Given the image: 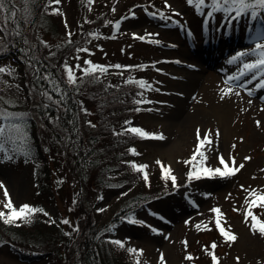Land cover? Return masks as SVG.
Segmentation results:
<instances>
[{
	"label": "rangeland",
	"instance_id": "rangeland-1",
	"mask_svg": "<svg viewBox=\"0 0 264 264\" xmlns=\"http://www.w3.org/2000/svg\"><path fill=\"white\" fill-rule=\"evenodd\" d=\"M97 2L105 6V0H94L92 4L83 0L82 8L78 6L79 0L73 4H69V0H61L59 5L51 6L47 2L44 13L47 12L54 18L52 20H64L67 25L69 21L87 24L96 16L97 9L93 6ZM161 2L165 4V0ZM167 3L171 7L163 12L171 17L168 21L160 19L159 15H149L148 13L159 11H145L142 0L139 6L131 8L122 18H115V11L112 10L103 32L107 37L116 34L127 36L130 46L109 44L106 37L103 40V50L97 52L99 58L95 54L91 55L96 65L110 70L130 68L146 62L151 65L148 74L141 76V81L151 85V89L144 88L143 100L151 103H141L144 108L135 116V122L137 128L150 134H162L165 139L138 136L140 139L134 144L135 153L138 154L133 153L130 160L137 162V166L148 165L145 169L147 173L157 168L162 174L161 166L156 161L169 166L171 174L177 178V187L172 184L173 188L167 194L140 204L132 202L130 207L124 208L122 216L127 217L126 220L143 223L123 221L119 215L121 206L130 200L133 192L142 184L147 187L148 182L143 179V183L138 182L118 194L112 189L104 188L98 191L97 201L92 197L85 198L79 192V180L73 168L63 167L57 145L53 151L56 152L57 159L55 170L61 172L58 179L61 186L54 194L53 202L42 205L33 200L32 163L28 159L16 158L17 151L12 152V160L0 158V183L7 189L17 210L24 204H31L54 217L62 220L63 217L66 218L70 224L74 223L75 215L81 210L83 219L78 222L79 226L89 222L108 225L107 234L113 241L120 240L125 247L137 250V253L132 254L140 257L139 264H159L161 253L166 264H213V251L219 264H237V257L239 264H264V237L258 230L256 234L250 230L251 217L245 223V215L249 210L264 223V208L258 207L261 203L259 196L264 195V171H261L264 169V89L255 88L260 78L247 84L250 75L240 81L226 83L229 76L238 74L242 63L254 62L259 58L252 52L257 43L264 44V25H252L250 16H246L241 19V25L237 24L241 30L238 37L233 36L241 38V43L235 44L231 37L226 42V37L220 39V30L215 29V25L223 18L222 13L214 14L216 19L206 37L204 24L205 20H209L206 16L208 9L204 10L205 15H201L186 0H167ZM14 5L13 2L8 7ZM53 8H58L59 12L53 14ZM176 12L181 15L175 16ZM117 22L120 24L118 30L114 27ZM60 27L62 28L61 25ZM249 27H252L251 32H247ZM55 36L49 35L40 23L30 24L27 20V39L31 45H35L32 49L35 55L38 42H46L42 46L47 43L50 45L58 40V34ZM143 46L144 49H136ZM240 52L247 55L241 61L229 64V60ZM31 54L27 55V61ZM115 65L122 67L116 68ZM220 68H223L221 72L223 70L224 77L218 73ZM191 80L195 85L189 87ZM229 88H232V92L221 99V89L228 91ZM249 90L253 92L251 96L248 95ZM236 92L240 94L236 95ZM194 114L206 117L196 121L193 119ZM256 121H260L259 127ZM197 128L201 130V137L208 129L213 132L218 129L220 132L218 139L213 137V150L207 153L209 159L205 166L220 167L223 170L224 166L217 159L219 154H223L230 167V156L235 157L236 166L243 163L245 167L226 178L201 174L200 179L189 180V171L198 169L184 161L191 158L198 145ZM233 144L236 145L234 149ZM2 156L0 153V157ZM245 157L251 159L245 161ZM199 159L197 156V160ZM130 165L132 168L133 164ZM167 180L172 183L170 178ZM244 189H255L258 195L250 197ZM246 197L250 202L255 201V204L251 207L245 204ZM6 202L4 188H0V212L5 213L4 217H0L3 221L11 214V210L4 207ZM215 208H219L223 214L220 217L222 226L226 230L230 228V234L237 236L235 242H225V238L217 230V214L211 211ZM234 208L238 211H234ZM196 225L200 227L197 228ZM216 233L218 237L215 239ZM213 242L217 245L215 250L211 248ZM189 254L193 257L192 260L185 259ZM42 258L18 260L9 249L0 248V264H45L46 258Z\"/></svg>",
	"mask_w": 264,
	"mask_h": 264
},
{
	"label": "trees",
	"instance_id": "trees-1",
	"mask_svg": "<svg viewBox=\"0 0 264 264\" xmlns=\"http://www.w3.org/2000/svg\"><path fill=\"white\" fill-rule=\"evenodd\" d=\"M75 1L69 0V4ZM140 1L105 0V6L97 2L93 6L97 9L96 16L87 24L69 21L67 28L64 20H52L54 18L44 13L48 0H29L27 5L24 0H14L15 5L10 7L13 10L18 8L21 21L40 23L49 35L58 34V40L50 45L37 43L36 57L39 63L32 61V64L40 68L41 76L50 73L51 79L60 82V87L68 93L64 102L68 111H57L55 105L45 108L44 104L49 102L39 92L49 90V83L37 79L33 67L27 61V55L31 52L26 55L23 51L28 49L23 38H17L14 43L11 40L0 41L1 67L8 66L15 70L11 75L0 73V110L16 114L10 120H0V124H21L25 134L23 143L19 140L16 143L7 142L5 147L11 154V150L16 149V158L28 159L32 163L35 202L42 205L53 202L54 194L60 190V171L55 170L57 159L53 151L56 145L59 146L63 167L73 168L79 180V192L85 198L92 197L97 201L99 190L112 189L118 194L138 182H144L141 172L135 171L133 167L132 171L130 165L137 163L130 160L133 156L131 150H136L134 144L140 138L125 129L137 126L135 116L143 111L144 106L135 101L145 98L139 95L144 93L139 83L141 76L148 74L151 65L144 59L146 63L120 70L107 68V72L97 71L91 76L84 75L76 67H90L84 64L85 60L95 63L91 54L99 58L97 52L103 50V40L107 37L103 31L112 9L115 8V18H122L131 8L139 6ZM142 2L147 11L166 9L161 0ZM82 3L83 0H79L78 6L81 8ZM21 30L27 38V22L22 23ZM69 32L70 37L67 34ZM126 37L116 34L107 38L109 44L127 47L130 42ZM84 48L89 51H79ZM64 64L72 67L77 77H82L75 86L66 83ZM53 95L56 96L55 93ZM57 116L60 117L58 125L55 121ZM88 121L95 127L89 126ZM146 186L142 184L133 192L130 200L121 206V217L124 208L130 207L132 202L140 204L153 200L173 188L172 183L162 178L157 168L148 173ZM82 215L80 210L73 224L62 223L66 219L64 217L62 220L43 213L33 214L30 223L15 220L9 224L0 218V248L9 249L18 260H41L45 257V264H136L137 260L140 263V257L128 252L127 247L121 248L112 243L113 239L107 234L108 225L89 222L84 225L80 223L79 226ZM74 227H78L79 231H73ZM217 237L216 233L215 239Z\"/></svg>",
	"mask_w": 264,
	"mask_h": 264
},
{
	"label": "snow or ice",
	"instance_id": "snow-or-ice-1",
	"mask_svg": "<svg viewBox=\"0 0 264 264\" xmlns=\"http://www.w3.org/2000/svg\"><path fill=\"white\" fill-rule=\"evenodd\" d=\"M14 0H0V41L4 40H11L13 43L17 38H23V43L25 45H29L28 49H25V54L27 55L28 53H32L31 56L29 57V63L33 67L34 72L36 73V77L38 80H47L49 83V90H41L39 94L42 96V98L49 103H45L44 107L49 108L52 105H55L56 110L60 111H68L64 106L65 102V97L68 95L66 91H64L60 87V82L56 81L55 79H51V74H47L44 76L40 75V68L36 66V64H32V61H37L39 63L38 58L36 57L35 53L32 52V49L35 48V45H31L29 40L23 36V32L21 30L22 28V23H25L27 21H21L18 18V10H13L8 7L10 3H13ZM61 0H48L49 6L55 4L59 5ZM94 0H88L89 4H92ZM29 3V0H24V4L27 5ZM186 3L190 6H194L195 10L200 13L201 15H205V9H208L206 12V16L209 18H212L214 14L216 13H222L223 18L229 21L231 24L232 21H238L241 19L243 16H250L252 19H257L261 16H264V0H186ZM165 7L170 8L171 6L167 3V0H165ZM115 11V8L112 9ZM147 11V9H145ZM7 12V15H3V13ZM59 12L58 8H53L52 13L55 14ZM149 15H152L155 17L156 15H159V18L162 20H171L170 16H167L163 11L157 12H151L148 13ZM134 15V13H132ZM175 16H180L181 13L176 12L174 13ZM111 23V22H109ZM12 25L10 28L9 26ZM65 27L67 28V23H65ZM114 27L118 30L120 27L119 22H117ZM68 36H71V33H67ZM89 35H93L90 33ZM151 35V34H149ZM138 39H145V37H136ZM156 43H159V41H155ZM46 44V42H43ZM79 51L83 52H88L89 50L84 48V49H79ZM253 55H257L259 58L256 59L254 62H244L242 63V67L239 68L238 74L236 75H231L228 77L226 83L230 81H240L242 78L249 77L251 76L250 79L247 80V84H251L254 80L259 79V82L255 85L256 89H264V44L257 43L255 46V49L252 52ZM247 53L240 52L237 53V55L233 56L231 60H229V64H234L237 63L238 61H241L242 57L246 56ZM85 65H89L90 67H81L77 65L76 67L84 74L91 76L95 72L99 71L101 73L107 72L108 69L105 66H100V65H93L90 60H85L84 61ZM65 72L67 74V81L66 83L68 85L75 86L77 84L78 79H82V77H77L74 70L72 67H70L67 64L63 65ZM114 67L116 68H121V65H115ZM14 69L12 68H5V67H0V73H7L9 75L14 73ZM6 83V82H5ZM139 86L141 88H147L151 89V85L148 84L145 81H141L139 83ZM18 87V86H17ZM241 87H245V85H241ZM158 90V89H157ZM78 91V89H77ZM232 92V88H229L228 91H224L221 89V99H224L229 95V93ZM53 93L56 94V96L53 95ZM239 92H236V95H239ZM253 92L252 90L248 91V95H252ZM139 95H143V93H139ZM2 100V98H0ZM137 104L141 103H151V101L147 100H137L135 101ZM251 103V101H249ZM140 109H136V111H139ZM148 111H151V109H147ZM82 111H86L85 109H82ZM14 115L13 113H7L3 110H0V120H10ZM60 120V117L57 116L55 118V121L58 125ZM129 123V122H125ZM89 126L95 127L91 123V121H88ZM257 126H260V121H256ZM65 131H68L65 129ZM126 132H131L133 134H136L142 138H152V139H159L163 140L165 137L162 134L156 135V134H150L140 128L137 127H131L129 129H125ZM116 135H123L124 133H115ZM24 132H23V126L18 123H10L8 125L0 124V153L3 154L2 157L3 159L7 160H12L13 155L10 153V151L5 147V144L7 142L11 143H16L17 140H19L21 143L24 142ZM213 137L218 139L220 137V132L217 129L215 132H213L211 129L205 130L203 137H201V130L199 128L196 129V139L198 141V145L196 149L194 150V154L191 156L189 160L184 161L185 164H191L194 169H198L197 171H192L190 170L188 173V178L189 180L191 179H200L201 174L204 176L208 177H230L235 175L236 173L240 172L241 169L245 167L243 163L239 164L236 166V160L234 156L229 157V161L231 163V167L229 166V162H226L223 154H219L217 156V159L219 161V164L223 165L224 168L221 170L220 167H211V166H205L206 162L208 161V152H211L212 145L214 143ZM69 139H71V136H69ZM242 139V138H241ZM236 147L235 144L232 145V148L234 149ZM206 150H202L205 149ZM16 149H12L11 152H15ZM134 154L135 150L132 149ZM197 156L200 157L199 160H197ZM245 161L250 160L251 157H245ZM158 165L161 166L162 169V178L164 179H171L173 187H177L176 185V177L171 174V168L169 166H164L160 161H156ZM133 168L138 171L143 173V179L145 182H148V173L145 171V169L148 168V165H135L133 164ZM261 171H264L262 169ZM0 188H4V194L6 198V203H4V207L6 209L11 210V214L7 217V219L4 220L5 223H13L15 220H23L25 223H30L31 218L33 214L35 213H43L45 216L49 215L47 212H45L43 209L40 208H34L30 205L24 204L17 208L13 206V203L9 197V194L7 192V189L4 187L2 183H0ZM243 189V185L241 186ZM245 191H248L249 196H257L258 193L256 192L255 189L249 191L247 189H244ZM259 200L261 203L258 205V207L264 208V195L259 196ZM245 204H248L250 207L255 204V201H249V199L246 197L245 199ZM234 211H238V209H233ZM98 211H104V209H98ZM211 211L215 212L217 214V218L215 220V224L217 227V230L220 232V234L225 238V242H235L237 239V236L235 234H230V228L228 230L225 229V227L222 226L221 219L220 217L223 215L221 213V210L219 208L212 209ZM5 213L0 212V217H4ZM249 217H251L252 223L250 224V230L253 232V234L257 233V230L259 234L264 237V223H262L256 215L253 214L252 211H247L245 215V223L247 224L249 221ZM130 223H143L142 221H136V220H129ZM226 222V221H225ZM64 224H70V221L65 219L62 221ZM187 223V222H186ZM197 228L200 227V225H196ZM210 230V229H209ZM73 231H79L78 227H74ZM153 231H156L153 229ZM68 235V233H65ZM112 243L120 246L121 248H124L125 245L122 241L120 240H115L112 241ZM185 246H187V242H183ZM217 247L216 243L213 242L211 245V248L215 250ZM128 252L130 253H137L136 249L133 248H128ZM207 251V249H205ZM140 254L142 255V250H140ZM211 258L213 261V264H219L218 257L213 253H211ZM187 260H192L193 257L189 254L188 256L185 257ZM137 264H139V260H137ZM159 264H166L165 258L163 253L160 254L159 257ZM237 264H239V257H237Z\"/></svg>",
	"mask_w": 264,
	"mask_h": 264
},
{
	"label": "bare ground",
	"instance_id": "bare-ground-1",
	"mask_svg": "<svg viewBox=\"0 0 264 264\" xmlns=\"http://www.w3.org/2000/svg\"><path fill=\"white\" fill-rule=\"evenodd\" d=\"M221 69H223V68H220V69L218 70V73H220V76H221V77H224L225 74H224L223 70H222V72H221ZM188 85H189V87H190L191 85H195V82L191 80V81L188 83ZM185 116H186V115H185ZM203 117H206V115H202V116H199V115H197V114H194V115H193V119H195L196 121L199 120L200 118H203ZM185 118H186V117H185ZM183 120H184V119H183Z\"/></svg>",
	"mask_w": 264,
	"mask_h": 264
}]
</instances>
